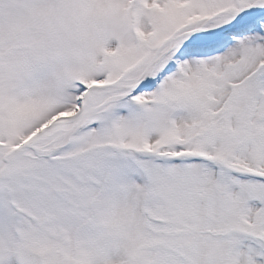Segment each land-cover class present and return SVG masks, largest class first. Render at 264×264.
<instances>
[{
	"label": "snow or ice",
	"instance_id": "snow-or-ice-1",
	"mask_svg": "<svg viewBox=\"0 0 264 264\" xmlns=\"http://www.w3.org/2000/svg\"><path fill=\"white\" fill-rule=\"evenodd\" d=\"M0 264H264V0H0Z\"/></svg>",
	"mask_w": 264,
	"mask_h": 264
}]
</instances>
